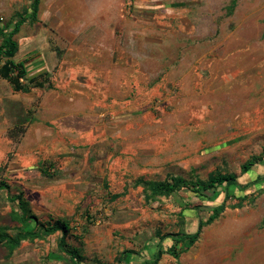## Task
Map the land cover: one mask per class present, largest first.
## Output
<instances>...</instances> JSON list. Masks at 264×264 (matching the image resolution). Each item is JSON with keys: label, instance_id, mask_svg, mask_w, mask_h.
<instances>
[{"label": "rangeland", "instance_id": "rangeland-1", "mask_svg": "<svg viewBox=\"0 0 264 264\" xmlns=\"http://www.w3.org/2000/svg\"><path fill=\"white\" fill-rule=\"evenodd\" d=\"M87 1L78 11V0H42L15 37L29 77L48 71L52 88L16 92L0 77V180L10 186L0 226L15 225L11 197L22 191L39 221H70L79 264H118L125 250L141 264L158 233H192L193 207L207 218L202 205L225 201L189 251L159 264H264V182L242 174L264 148V0ZM30 2L0 0V24ZM218 173L236 174L239 189L204 204L185 191L148 200L137 184ZM60 237L23 242L11 257L0 247V264H75Z\"/></svg>", "mask_w": 264, "mask_h": 264}, {"label": "trees", "instance_id": "trees-1", "mask_svg": "<svg viewBox=\"0 0 264 264\" xmlns=\"http://www.w3.org/2000/svg\"><path fill=\"white\" fill-rule=\"evenodd\" d=\"M30 1L29 8L20 13L19 19L16 18L14 22L6 23L4 26L0 24V77L8 81L16 92L23 93L31 92L32 88H52L50 84L45 87V81L50 80L48 73L29 77L26 62L17 58L20 46L17 39H15L16 35L20 33L21 28L26 23L34 24L38 21L42 0ZM237 1L232 0L231 9L236 7ZM258 165L264 166V148L263 155L253 157L242 166V174L253 172L256 175L257 179L252 182L253 185L264 182V174L258 172ZM43 173L46 174L47 171L44 170ZM137 184L139 186L143 184L145 197L148 200H154L160 196L173 197L185 191L188 195H192L190 198L195 197L203 204L206 201H215L223 194H225V199H229L231 197L230 189H239L238 176L234 173L211 175L206 182L202 180L189 182L181 177H170L164 182L142 181L141 179L137 181ZM9 188L7 182L0 180V189ZM241 189L246 190L248 187L244 186ZM238 192L240 191L235 192L236 197H238ZM11 202L16 208L12 209L9 218L15 225L0 226V247L5 248L7 254L9 253V257L14 255L23 242H36L60 233L61 237L58 242L60 250L69 252L75 264L81 262L83 256L79 254L77 248L70 247L67 242V239L73 233L70 221L61 219L51 222L39 221L33 214L30 203L26 200L22 191L11 197ZM240 206H242V203L237 204V207ZM189 207L190 205L186 204L180 212L183 225L189 222V216H187V212H190ZM202 207L206 208L204 211L209 213V217H201L198 214L200 207H193L196 212L195 217L189 218V220H198L197 229L194 232L189 233L185 229H180L177 233H168L164 236H160V233H158V243L147 246L152 258L145 260L143 264H159L164 254L178 259L182 253L189 251L199 241L203 228L213 224L227 208L225 201L217 206L211 207L204 204ZM88 217L90 216L87 215ZM135 255H138V253L133 250H125L117 256L116 262L118 264H132Z\"/></svg>", "mask_w": 264, "mask_h": 264}, {"label": "crops", "instance_id": "crops-1", "mask_svg": "<svg viewBox=\"0 0 264 264\" xmlns=\"http://www.w3.org/2000/svg\"><path fill=\"white\" fill-rule=\"evenodd\" d=\"M84 1L86 2V4H87V0H78V2L79 3H77L76 4V6L78 7V11H79V9H80V7L79 6H81L82 5V2L84 3ZM92 2V1H91ZM71 14H73V13H71ZM70 14V16H71V18H75V17H77L76 15H71ZM75 14H77V11H76V13ZM51 53V52H50ZM39 55H40V53H39ZM38 56V55H37ZM28 57H29V55H27V57H23V60L26 62V67L28 68V64L30 63V61L28 60ZM40 57V56H39ZM44 58L45 59H47L45 56H44ZM22 59V58H21ZM41 59H43V58H41ZM50 60V59H49ZM47 62V61H46ZM48 63V62H47ZM49 74V72L48 71H44V72H42V73H40V74H38L37 76H40V75H46V74ZM49 76H50V74H49ZM145 250H148L149 252H150V250L147 248V246H146V249ZM138 253V252H137ZM139 255H141L140 253H138V255H135L134 256V258H133V261H132V264H134V263H136V261H139V257H141V256H139ZM145 260H148V259H145ZM144 259L141 261V264H143V262L145 261Z\"/></svg>", "mask_w": 264, "mask_h": 264}]
</instances>
